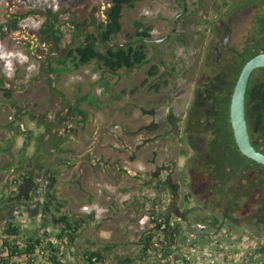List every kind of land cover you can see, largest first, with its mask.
I'll list each match as a JSON object with an SVG mask.
<instances>
[{
    "label": "flooded vegetation",
    "instance_id": "1",
    "mask_svg": "<svg viewBox=\"0 0 264 264\" xmlns=\"http://www.w3.org/2000/svg\"><path fill=\"white\" fill-rule=\"evenodd\" d=\"M224 2V6L211 9L210 20L200 33L199 41L208 39L200 62L183 69L184 92L190 97L180 115L182 133L187 134L192 149L190 159L184 158L189 191L178 197L180 185L172 168L155 167L151 178L167 186V191L164 201L149 208L152 215L141 226L143 231L149 230L151 241L146 242L142 235L141 245L133 249L38 245L28 254L27 243L42 240L28 238L18 230L12 233L14 220L3 179L0 264H49L48 257L52 264H264V164L242 153L231 122L239 75L249 61L264 54V0ZM181 3L183 8L173 21H166L169 34L152 38L155 44L174 38L187 15L193 16L184 5L186 1ZM200 8L205 10V6ZM190 77L193 81L187 85ZM246 116L251 141L264 154V67L250 75ZM54 244H58L55 238ZM91 253L101 257H93L90 263Z\"/></svg>",
    "mask_w": 264,
    "mask_h": 264
},
{
    "label": "crops",
    "instance_id": "2",
    "mask_svg": "<svg viewBox=\"0 0 264 264\" xmlns=\"http://www.w3.org/2000/svg\"><path fill=\"white\" fill-rule=\"evenodd\" d=\"M133 7L123 11L121 24L128 12H135ZM4 11L0 10V32L5 30L2 24L4 17H11ZM156 24L163 28L164 33L168 30L166 22ZM13 28L18 30L17 26ZM17 33L15 31L13 34ZM126 42L128 40L123 39L119 44ZM168 42H162L159 50L148 46V62L132 70L108 73L89 65L78 70L54 73L58 102L64 103L68 109L62 119L67 127L65 131L59 129L62 137L57 136V141L62 143L61 148L54 145V128L52 131L45 130L43 125L31 118L39 129L40 145L32 149L28 144L25 147L27 152H20L26 142L22 145L19 143L16 129H20L23 123L11 125L16 116L10 118V89L0 84V176L6 175L3 179L8 191L12 182L16 183V179L11 180L9 176L12 171L21 167L22 174L33 173L37 176L34 200L20 206L21 209L18 207L17 211H11L14 226L21 234L41 239L43 247L50 243L54 248V235L61 233H54V223L57 224L54 221L55 201L62 204L63 214H77L84 219L83 227L77 232L81 234L82 241L76 245L78 236L69 238L67 243L70 246L102 248L97 244L108 236L126 241L131 234L136 236L139 231H142L141 236H147L149 230L143 231L137 223L132 226L128 218L166 199L167 186L161 185L159 193L156 190L159 184L151 178L155 167L173 169L181 164V157L185 158V155H181L183 152H157L161 144L168 140L166 134L178 135L179 140L183 127L181 107L186 101L183 64L181 58L172 53L174 47L169 49V45H172ZM59 51L54 52L57 60L54 67L63 65L61 63L68 50L63 54ZM167 53L173 55L166 57ZM70 67L74 69L72 65ZM75 108L86 114L71 113ZM150 111L154 113L149 114ZM170 115L174 120L171 125L178 128L179 134L174 135L166 127V134L162 132V123L171 127L167 122ZM153 124L157 125L154 130L151 129ZM23 160L25 165L22 166ZM142 176L145 178L141 179ZM110 188L112 194L108 193ZM9 197L11 206L13 193ZM47 203L51 204L50 209L44 210ZM95 204L109 208L108 214L100 220L82 210L84 205ZM103 228H110L109 232H103ZM59 229L62 230L61 225ZM61 242L58 240L59 245L55 244V247H62ZM84 242L89 246L83 245ZM50 259L48 257L49 264L54 263ZM40 263L46 264L45 261Z\"/></svg>",
    "mask_w": 264,
    "mask_h": 264
},
{
    "label": "rangeland",
    "instance_id": "3",
    "mask_svg": "<svg viewBox=\"0 0 264 264\" xmlns=\"http://www.w3.org/2000/svg\"><path fill=\"white\" fill-rule=\"evenodd\" d=\"M181 1L183 2V0H135L134 7L132 8L135 12H128V14L124 17L122 23L123 30L116 36V42L120 43L123 42V39L129 40L130 38H133L138 29L137 21L144 26L143 28H150L152 38H159L168 35V30L164 33L162 30L163 28L158 27L156 22L168 21L171 23L175 14L183 8ZM184 1H186L184 5L187 6V11L190 13L192 12L191 15L193 16L187 15V18H183V24H180L177 28L180 33L175 32V37L171 38L168 43L172 45H169V49L174 47L172 49V53H175L181 58L180 61L183 64V68H189L194 65L195 67L197 66L198 62H200L202 58V52L204 54V52H206V47H208V39H206V43L199 41L198 39L200 38L202 30H204V25L210 20L212 15L211 9L213 10L217 7L224 6L225 0H203L204 3H202V5L201 0ZM84 3L86 5L89 4V6L95 5L96 7H99V11L96 13L97 22H102L106 19V12L110 8L112 0H84ZM201 6H205V10L201 9ZM0 10H5L3 13H8L11 16L10 18L4 17L5 21L2 24L5 25V30H1L2 32H0V38L5 51L14 62V74L13 76L8 77L4 63L0 59V84L10 89L9 100L11 102L10 108L12 110L11 119L15 118L17 113L25 115L21 117L17 116L13 124L18 125L23 123V125L29 129L28 131H23V129L20 128L23 135H17L20 137L18 141L21 145L24 141L26 142L24 143V149L20 152H27L25 149L26 146L30 145L32 149H35L37 145H40V132L37 125L31 121V118H39L41 114H46L50 120H54L57 115L65 110L64 103L61 104L58 102L59 94L56 93L54 88V74L51 73L49 69V58L53 59L51 64L54 66V52L57 51V47L60 48L61 52L59 53L62 54V50H65V48H73L75 46L74 40H76V38L84 37L85 30H78L73 25L72 21L80 24L85 20V15L89 11L79 0H0ZM194 10H198V12L203 11V14L200 15ZM146 11L149 12L147 15L145 13ZM46 20H49L52 27L48 30V32H46V34H44L43 29H46ZM14 21H17L16 26L18 30L12 27ZM91 27L93 28L94 26L91 25ZM52 29L57 30L61 34V40L59 39V41L55 42L50 33ZM15 31H18L16 35L13 34ZM183 40H186L187 43L184 44L182 42ZM160 47L161 44L157 45V43L152 46L154 50H159ZM169 55L173 54H165L166 57ZM207 62L209 63L211 61ZM92 68H95V65H93ZM192 81L193 80H191L190 77V80L188 79L186 84L188 85L192 83ZM185 97L187 98H185L187 102L185 106L183 105L184 108L187 107V103L190 101V97L188 95L185 94ZM172 119H170L171 122L174 121ZM165 127L169 131H172L174 135L179 132L177 127L174 126L169 128L165 123H162V132L164 131L165 134L167 132ZM182 131L183 128L181 133ZM155 135L157 134L155 133ZM166 135L168 140H165L163 144H161L162 146H160L161 148H158L159 151L157 152H183L181 155L187 156L186 159L189 160L190 158L188 157L191 154L190 152H192V149L187 145V134L185 136L183 132L179 135V140H177L178 135H172L173 137L171 134ZM21 154L23 155V153ZM24 160L21 163L22 166L25 165ZM180 161L181 164L178 167H173L171 172L178 186L180 185L178 197L189 191L190 184L189 174L187 175L184 170V157H181ZM20 169L22 168L20 167ZM20 169L18 168L10 173L9 176L11 180L16 179L15 181H18L19 176L22 174ZM3 177H6V175L1 176V186ZM143 178L145 177L142 176L141 179ZM96 182L98 183L99 181ZM17 188L18 185L12 182L11 190L9 189V193H7L11 195L17 190ZM142 191L145 190L142 189ZM108 193L112 194L111 188ZM168 195L169 194L167 193L166 197H168ZM189 195V199L191 200V194L189 193ZM98 206L106 208L101 204ZM106 209L108 211L109 208ZM17 210L18 207L14 210L12 209L11 211L13 212ZM147 211L148 210H143V212L141 211L133 217H129L128 221L131 222L132 226L137 223L138 227L141 228L140 219L144 215L149 216L150 213ZM107 214L108 212L102 213L99 216L94 217V219L100 220ZM90 224L91 223L89 222L88 225ZM59 226V223H54V233L61 231ZM93 227L96 228L94 223ZM101 228L102 226L99 227V229ZM103 229V232H109L110 228ZM141 232L142 231H139V233L136 232L137 237L131 234L128 241H126V239L116 240L113 239L112 236H108V238L103 242L97 244V241H94V244H97V246L102 245V248H137L142 243V240L140 239ZM80 235L81 234L77 235L78 239L75 241L76 245H79L80 241H82L80 239ZM67 241L69 242V240L64 238L61 245L67 246ZM83 245L87 246L88 243L84 242Z\"/></svg>",
    "mask_w": 264,
    "mask_h": 264
},
{
    "label": "trees",
    "instance_id": "4",
    "mask_svg": "<svg viewBox=\"0 0 264 264\" xmlns=\"http://www.w3.org/2000/svg\"><path fill=\"white\" fill-rule=\"evenodd\" d=\"M89 11L85 15V20L81 22L80 24L72 21L73 25L78 29L85 30V35L82 38H76L74 40L75 46L73 48H65V50H62V54L66 52V58L63 60V64L61 67H54L52 66L51 62L53 61L52 58L50 59V72L51 73H57V72H65V71H73L78 70L82 68L83 66H90V68L95 65L96 70L100 72H108V73H114L122 69L132 70L137 67H141L145 65L149 58H148V46H153L154 41L152 40V36L150 33V28H143L144 26L138 22L137 23V31L134 34L133 38H130L128 42H126L123 45H120L118 42H116V36L121 32L122 24H121V18L123 16V11L133 7L135 0H112V4L110 8L106 12V19L102 22H97V16L96 13L99 11V7H96L95 5L89 6L84 3V0H79ZM51 12V11H49ZM32 13V12H29ZM17 21H14V24L12 27H16ZM46 29H43V33L46 34L48 30L51 29L52 25L50 24L49 20L45 22ZM91 25L94 27L92 28ZM91 28V30H90ZM51 37L54 38L55 42L61 40L60 36L61 34L55 30H51ZM78 39V40H77ZM151 40V42L149 41ZM167 39L165 42H168ZM148 42V43H147ZM184 44L187 43L186 40L182 41ZM58 50H60L57 47ZM61 52V50L59 51ZM58 59V58H57ZM69 60V63H67ZM54 58V64H57ZM56 62V63H55ZM96 63V64H95ZM74 67L72 69L70 67ZM154 69H156L154 67ZM152 75V73L150 74ZM1 81V80H0ZM65 107V106H64ZM68 109L65 107V110L57 115L54 120H50L46 114H41L39 118H32L35 119V121L43 125L45 130H53L54 128V145L57 148H61L62 143L57 141V136L59 135L62 137V135L59 132V129L62 130L67 127V124L62 120L64 118V115L67 113ZM82 113L86 114L84 111L80 110L79 108H75V110L72 109L71 113ZM149 114H153L154 111L148 112ZM17 116H24L21 113H17ZM173 116L170 115L168 117V124L171 127H174L171 125L170 119H172ZM16 119V118H15ZM14 119V120H15ZM173 120V119H172ZM11 125H14L13 123ZM21 129L23 131H28L29 129L25 127L24 125H20ZM148 127H146L147 129ZM157 128L156 124L152 125L151 129ZM18 130V134L23 135L22 131L20 129ZM65 131V129H64ZM37 176L33 173L29 174H21L19 176L18 181H16L18 188L13 193L12 199H11V208L15 209L17 207H20L24 204H27L28 202H31L34 200V196L36 193L35 189L37 187ZM161 184L157 185L156 190L160 191ZM19 205V206H17ZM49 203L46 204L44 207L45 209H50ZM62 204L55 203L54 201V212L57 213V215L54 213V221L59 223L61 225V233L60 235H54V238L62 241L65 239H75L77 237V232L83 227L84 225V219L82 216L73 214H63L61 212ZM152 215V213H150ZM12 233L17 231V228L15 226H12L11 228ZM153 236L147 235L146 236V242H150ZM34 240V239H33ZM38 245H43L39 240H34L33 242L27 243L26 253L29 254V252L33 251L34 248ZM47 246L51 247L50 243L47 244ZM55 246V244H54ZM15 254V251L13 255ZM98 257L100 258V254L98 253H91L88 256V261L90 263H93L92 258Z\"/></svg>",
    "mask_w": 264,
    "mask_h": 264
},
{
    "label": "water",
    "instance_id": "5",
    "mask_svg": "<svg viewBox=\"0 0 264 264\" xmlns=\"http://www.w3.org/2000/svg\"><path fill=\"white\" fill-rule=\"evenodd\" d=\"M264 67V54L249 61L242 69L236 83L231 103V122L236 142L246 156L264 164V154L258 151L250 138L246 116V94L252 71Z\"/></svg>",
    "mask_w": 264,
    "mask_h": 264
},
{
    "label": "built area",
    "instance_id": "6",
    "mask_svg": "<svg viewBox=\"0 0 264 264\" xmlns=\"http://www.w3.org/2000/svg\"><path fill=\"white\" fill-rule=\"evenodd\" d=\"M146 15L149 13L148 11L145 12ZM0 59L1 61L4 63V66H5V70L7 72V76L8 77H11L13 76V66H14V62L12 61L11 57L7 54V52L5 51V48L4 46L2 45L1 43V38H0ZM87 73V72H86ZM11 118V117H10ZM82 210L86 213H89V214H94L95 217L99 216L100 214L102 213H105L107 212V209L106 208H103V207H100L98 205H93V206H90V205H84L82 207ZM149 220V216L148 215H144L141 217L140 219V224L141 226H144L147 224Z\"/></svg>",
    "mask_w": 264,
    "mask_h": 264
},
{
    "label": "bare ground",
    "instance_id": "7",
    "mask_svg": "<svg viewBox=\"0 0 264 264\" xmlns=\"http://www.w3.org/2000/svg\"><path fill=\"white\" fill-rule=\"evenodd\" d=\"M161 15V14H160Z\"/></svg>",
    "mask_w": 264,
    "mask_h": 264
}]
</instances>
